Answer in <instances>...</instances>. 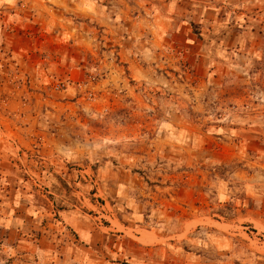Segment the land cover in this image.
Returning <instances> with one entry per match:
<instances>
[{"label": "rangeland", "instance_id": "1", "mask_svg": "<svg viewBox=\"0 0 264 264\" xmlns=\"http://www.w3.org/2000/svg\"><path fill=\"white\" fill-rule=\"evenodd\" d=\"M5 239L0 264H264V0H0Z\"/></svg>", "mask_w": 264, "mask_h": 264}, {"label": "crops", "instance_id": "2", "mask_svg": "<svg viewBox=\"0 0 264 264\" xmlns=\"http://www.w3.org/2000/svg\"><path fill=\"white\" fill-rule=\"evenodd\" d=\"M9 239H5V241L1 244L0 243V250L3 248H5L4 250H8V251H3L6 252L8 254L9 252ZM34 258L33 259H27L25 260H17V261H9L7 260V263L5 264H64V263H58V261H55V259L51 256V254L46 251V250H41L39 252H37V254H34ZM10 256V255H8ZM71 259V258H70Z\"/></svg>", "mask_w": 264, "mask_h": 264}]
</instances>
